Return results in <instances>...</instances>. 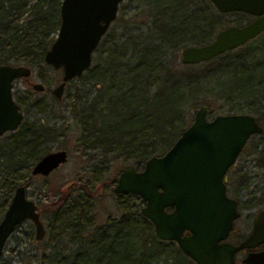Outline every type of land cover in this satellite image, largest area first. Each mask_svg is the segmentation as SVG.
I'll return each mask as SVG.
<instances>
[{"label":"trees","instance_id":"1","mask_svg":"<svg viewBox=\"0 0 264 264\" xmlns=\"http://www.w3.org/2000/svg\"><path fill=\"white\" fill-rule=\"evenodd\" d=\"M59 2L0 0V64L29 67L50 99L51 90L45 88L54 81L42 72L51 68L44 64L43 54L57 32ZM122 2L93 51L90 66L67 81L62 91L68 99L65 110L57 111L74 122L79 145L91 160L93 179L90 184L71 181L74 187L70 182L55 198L41 197L39 186L31 193L45 229L44 237L35 240L26 220L33 249L42 244L38 264H195L173 241L155 236L151 223L140 214L138 196L114 195L111 189L123 166L138 169L150 156L163 154L202 105L207 117L247 113L261 126V133L248 138L228 168L224 183L239 210L264 208V185L249 189L251 179L264 171V31L235 49L186 65L179 61L184 47L206 43L217 30L252 17L219 13L209 0ZM223 15L234 20L224 23ZM70 82L76 84L71 87ZM30 94L35 93L12 92L23 118L14 131L0 136V218L13 190L31 184V166L48 152L45 144L62 129L44 117L27 118L29 111L54 112L50 107L45 111L46 102ZM243 152L250 156L248 163L240 157ZM250 164L260 171L251 172ZM95 166L99 172L94 173ZM104 185L118 214L95 224L90 200ZM19 228L10 237L15 238Z\"/></svg>","mask_w":264,"mask_h":264},{"label":"water","instance_id":"2","mask_svg":"<svg viewBox=\"0 0 264 264\" xmlns=\"http://www.w3.org/2000/svg\"><path fill=\"white\" fill-rule=\"evenodd\" d=\"M219 13L240 12L252 17L241 25H227L203 44L184 47L182 64H197L235 49L264 31V0H209ZM122 0H60L56 35L43 54V62L60 70V81L51 89L59 99L67 81L79 77L91 63L100 38L114 20ZM29 67L0 64V135L17 128L22 113L14 102L12 81H28ZM41 92L39 82L30 83ZM261 126L247 113H224L207 117L206 106L195 109L190 123L159 156H150L135 169L122 167L111 191L138 196L140 214L148 219L155 236L173 241L195 264H234L235 254L264 242V211H259L250 233L238 244L224 242L239 215L237 201L225 190L224 175L251 135ZM67 160L63 149L48 152L30 168V174L46 176ZM28 220L35 240L44 227L37 205L17 186L0 218V255L14 229ZM187 231V235H182ZM241 264H264V250L249 251Z\"/></svg>","mask_w":264,"mask_h":264},{"label":"rangeland","instance_id":"3","mask_svg":"<svg viewBox=\"0 0 264 264\" xmlns=\"http://www.w3.org/2000/svg\"><path fill=\"white\" fill-rule=\"evenodd\" d=\"M122 4L126 2V0H122ZM129 10V9H128ZM221 19L224 21V23L234 20V17H227L226 15L221 16ZM221 20V21H222ZM231 25V24H230ZM45 76L50 78V80L54 81L52 84H49L47 91H50L55 84L57 83L55 80L60 78V70H53L52 68L44 69L42 70ZM29 83L25 82L24 78L15 79L12 81V90L13 91H19L24 92L26 91L29 94V91L34 92L35 94H30L33 98L37 99V101L46 102L45 103V111L50 107L53 111H48L46 113H41L40 111L36 110V113L29 111L28 112V119H32L35 117H44L45 122L56 124L57 126L61 125V131L59 135L55 136L52 141H48L45 145L48 151H54L58 149H64L67 152V160L57 167L56 169L52 170L49 174L46 176H34V178L31 181V184L26 187V193L28 194L29 198L34 196L31 193H34L35 187L39 186L40 188V196L44 198H50L52 195V198H55L57 195V192L62 188L66 187L68 184H70L71 181H75L76 179L79 181L86 180L88 184L91 183V180L93 179L91 172V160H89L88 157L84 154V149L81 147L82 145H79L80 142H78L77 136L75 134L76 127L74 126V122L72 120H69L66 116V113L62 111L60 114L57 110H65V104L67 103V99L63 98V94L61 98L56 99L49 97V92L41 91V92H35L31 89L30 83L33 82H39L40 80L37 79L35 72L31 73V75L28 78ZM73 81V80H72ZM71 83V87H73L76 83ZM65 89V86L64 88ZM40 104V103H39ZM43 105V104H42ZM41 105V107H42ZM40 107V109H41ZM214 113H222V112H216ZM59 115H61L62 119L59 118ZM35 116V117H34ZM241 159L244 158V162L248 163V158L250 156H246L245 152L241 154ZM121 168V167H120ZM119 168V169H120ZM249 169L251 172H259L260 170L255 167H251V164L249 165ZM109 170H111L109 168ZM108 170V171H109ZM99 172L98 167H94V173ZM101 177V176H100ZM106 178V176H105ZM254 178V179H253ZM251 179V184L249 189L254 187V185H257L258 187H261L264 185V171ZM104 180V179H103ZM100 181L97 183L100 184ZM91 187L96 186L95 184L90 185ZM105 186V185H104ZM90 187V188H91ZM106 187V186H105ZM108 187V186H107ZM107 187L101 188V191L97 193V195L93 198H91V214L93 215V221L95 224L102 223L107 217L115 216L118 214V210L115 205V199L113 195L110 193L109 190H107ZM112 187V186H110ZM259 191L256 190L255 194L258 195ZM30 193V194H29ZM39 196V195H37ZM257 208L256 207H250L246 209L247 211H244L242 213H253ZM239 224V223H238ZM240 225V224H239ZM20 228L18 229V235L15 236L12 235L10 238L7 239L5 242V246L2 250V254L0 257V264H3L4 262L6 264H38L36 256L40 254V246L38 248L33 249V244L31 241L27 238V234L29 233L26 229L28 228L27 222L23 221L19 224ZM242 226V225H240ZM243 231V230H242ZM241 231V232H242ZM27 232V234H26ZM248 229L243 232V235L248 233ZM46 238H44V241ZM15 241H17L15 243ZM6 250V251H5ZM241 258V255L237 256V263H239V259Z\"/></svg>","mask_w":264,"mask_h":264},{"label":"flooded vegetation","instance_id":"4","mask_svg":"<svg viewBox=\"0 0 264 264\" xmlns=\"http://www.w3.org/2000/svg\"><path fill=\"white\" fill-rule=\"evenodd\" d=\"M25 82L26 83H29V81H27L26 79H25ZM11 90H12V87H11ZM11 94H12V92H11ZM55 98V97H54ZM14 100V99H13ZM15 102V101H14ZM41 102V101H40ZM16 103V102H15ZM18 106V105H17ZM18 108H19V106H18ZM19 111L22 113V118H23V112L20 110V108H19ZM21 121H22V119H21ZM21 121H20V123H21ZM19 126V125H18ZM17 126V127H18ZM14 131V130H13ZM12 132V131H11ZM5 133H9V132H5ZM5 133H3V134H5ZM2 134V135H3ZM1 136V135H0ZM64 150V149H63ZM54 151H56V150H54ZM48 152H52V151H48ZM48 152H46V153H48ZM46 153H44L43 155H45ZM42 155V156H43ZM41 156V157H42ZM40 157V158H41ZM39 158V159H40ZM38 159V160H39ZM37 160V161H38ZM62 165V164H61ZM33 166V165H32ZM31 166V167H32ZM60 166V165H59ZM58 166V167H59ZM134 167V166H133ZM135 168V167H134ZM135 169H137V168H135ZM138 169H140V167L138 168ZM228 170V169H227ZM227 172V171H226ZM50 173V172H49ZM48 173V174H49ZM226 174V173H225ZM31 175V174H30ZM32 176V175H31ZM34 176H37V175H34ZM38 176H42L43 177V175H38ZM224 177H225V175H224ZM224 179V178H223ZM20 186V185H19ZM71 187L73 188L74 187V182H71ZM225 190H226V187H225ZM14 191V190H13ZM13 194V193H12ZM25 194H26V187H25ZM114 194V193H113ZM120 194H124V193H120ZM125 194H130V193H125ZM227 194V193H226ZM114 195H118V194H114ZM26 196H27V194H26ZM89 196V195H88ZM142 205H143V202H142ZM237 210H238V213H239V215H238V217L236 218V219H234L233 220V224H232V228H231V230L228 232V234H227V236H226V238L224 239V242H227V243H231V244H238L240 241H242L243 239H245L246 237H247V235L250 233V231H251V228H252V224H253V221H254V218H255V216H256V214L259 212V211H261V210H263L264 211V208H260V209H257V210H255L253 213H250V214H248V213H242V212H244V211H247V210H239V207H238V203H237ZM26 221V220H25ZM240 225H242V226H240ZM248 229V233H246V234H244L243 235V232L244 231H246ZM243 230V231H242ZM242 231V232H241ZM44 234H45V229H44ZM188 233H187V231H184L183 233H182V235H187ZM43 237H44V235H43ZM42 237V238H43ZM4 247V246H3ZM261 250H264V242L263 243H261V244H259L258 246H256L255 248H253V249H250V250H248V249H242V250H240V251H238L236 254H235V256H234V264H236L237 263V256L238 255H241V258L240 259H242L244 256H245V254L247 253V252H249V251H261ZM240 259H239V263H240ZM241 264V263H240Z\"/></svg>","mask_w":264,"mask_h":264}]
</instances>
